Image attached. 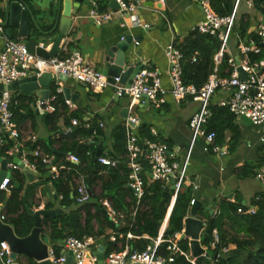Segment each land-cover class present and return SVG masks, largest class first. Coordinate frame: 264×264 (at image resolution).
<instances>
[{
    "label": "built area",
    "instance_id": "1",
    "mask_svg": "<svg viewBox=\"0 0 264 264\" xmlns=\"http://www.w3.org/2000/svg\"><path fill=\"white\" fill-rule=\"evenodd\" d=\"M115 1L118 4V8L99 12L98 0H89L91 8L88 16L97 23H101L109 21L115 14L120 13L130 17L133 23H140L138 17L134 14L139 5L138 1ZM198 1L203 8L204 16L191 29H196L202 34L216 36L220 42L219 49L214 55V70L201 87H196L194 84H187L183 81V55L179 49L173 46H169L165 52L169 62L168 74L170 79V87L166 89L163 87L160 73L156 69L141 68L131 80L129 86H125L120 83L119 76L113 77V82H111L106 73L86 60L77 49H73L64 56L44 58L31 53L24 39L4 36L0 52V83L5 87L0 91V147L5 145L8 139L17 141L21 138V130L15 125L14 113L12 111L15 94L6 87L27 76H39L44 72L52 74L51 82L53 83L49 97L40 103L43 106V110L47 112H54L56 110L54 102L57 100L58 95L63 94V78H71L83 82L95 92H100L106 87L112 86L116 96H126L129 99V109L134 108L136 105L143 106L145 104L158 107L166 102L167 93H170L176 101L190 97L199 104L197 111L189 120V127L192 131V142L198 136H203L206 143L204 149L218 154L226 153V148L214 145V132L206 133L203 128L210 115L209 105L215 93L224 92L227 94V96L220 100L219 104L227 106L236 117L240 118L245 115L250 119L252 125H264V57L251 59L252 55H258L264 48V16L254 30V37L242 38L236 30L237 10L242 0H234L231 12L228 15L215 13L211 7V0ZM245 2L248 6L252 7V0H246ZM2 31V27H0V32ZM232 39H234V45L237 48V53L235 54H231L229 51ZM225 55H228L229 75L219 76L217 74L218 65L222 62ZM193 60H195L194 57ZM239 67L247 73L246 79L241 78ZM53 90L54 93H52ZM63 102L68 109H72L74 106L70 99L65 98ZM91 119L92 117H85L83 120L77 116L72 117L71 124L65 126L61 132L63 135L70 134L78 126L91 128L92 136H94L97 134L99 128L104 127V123L102 121L98 122L97 128H95L92 127ZM137 124H140L139 118L129 114L125 121L126 153L124 163L129 170L127 186L132 189L136 199V206L133 209L132 215L134 216L137 210L143 209V206L140 205L144 195L145 174L153 181L174 186L168 206V211H171L176 194L181 189L186 175L188 157L180 163L177 155L171 151L167 143L157 139L141 140L138 132L135 130ZM151 133L154 136L157 135L154 128H151ZM260 142L264 145V131L260 136ZM6 155L2 157L13 158V148L7 150ZM21 156H23L20 158L22 166L28 167L30 170H36L37 164L40 163L54 179L59 178L63 169V166L57 163L54 154L43 153L39 147ZM65 159L74 164H80V159L75 153H67ZM97 162L101 165L116 167L120 163V160L100 155L97 157ZM19 168L20 165L13 162L7 165V169L10 172ZM261 183L264 191V165L262 167ZM10 187L11 176L5 177L0 185V191L9 192ZM72 195L75 203L80 206L91 203L92 199L98 196V202L104 213L115 224H118L124 217L123 212L113 207L111 198L103 195V189L100 184H91L88 180V174L84 170L76 171L72 177ZM195 203L196 199L192 196L190 208ZM0 204V218L5 221L7 217L5 205L4 203ZM90 209L94 210L92 205H90ZM216 210L217 208L213 209V213H216ZM253 211V207L247 210V212L251 213ZM84 214L82 210V215ZM187 215H189V212ZM165 228V222L163 221L157 238L152 239L144 250H134L128 244H125L121 250L111 251L104 256L103 264H171L176 254L185 256L194 264L197 259L191 253L181 250L178 245V240L184 231V227L180 232H175L168 239L163 238ZM213 235L214 242H218L216 230L213 231ZM123 237L132 239L136 236L131 232H127L125 235L122 233L116 235L115 232L111 231L109 238L111 241H116ZM162 242L168 243L169 256L157 254L158 246ZM97 244L96 238L92 236L83 238L69 236L60 243L61 249L58 256H56L50 242L48 258L54 264H61L64 262L66 256L71 253L73 257L72 264H87L88 259H90V264H97ZM118 245L120 246L121 242H118ZM205 255L206 252L203 254V257ZM16 263L8 243L0 241V264Z\"/></svg>",
    "mask_w": 264,
    "mask_h": 264
},
{
    "label": "crops",
    "instance_id": "2",
    "mask_svg": "<svg viewBox=\"0 0 264 264\" xmlns=\"http://www.w3.org/2000/svg\"><path fill=\"white\" fill-rule=\"evenodd\" d=\"M21 1L28 5L32 15L36 17L41 30L48 32V30L52 28L53 16L57 7L56 0ZM245 1L246 0H242L239 4L238 9L240 16L239 14L238 16L240 19L242 18L243 21L248 22L246 24V31L249 35L250 33H254L256 26L262 21L264 14L256 8L254 3L252 7H250ZM4 3L5 0H2L0 3L2 14ZM162 3V8L157 9L155 7L144 6L143 3L140 2L134 13L138 17L140 23L135 24L131 21L130 17L120 13L115 14L109 21L97 23L88 16L91 8L90 2H86V0L81 3L73 1L72 12L75 11V14L72 15V23L68 29L67 35H64L59 43L56 56H64L73 49H77L86 60L106 73V69L103 65L106 50L119 42L124 36L131 35L137 38L136 40H132L125 53V57L129 60L128 65L142 64L143 68L156 69L160 73L163 87L169 89V62L165 53L166 49L169 46L179 49L176 44L189 34L190 30H192L191 28L199 23L204 15L203 8L198 0H162ZM233 3L234 0H231L230 4H223L221 7L217 8L214 4V0H211V7L213 11L219 15H228L231 12ZM110 9L115 8L108 5V9L104 11ZM2 14H0V18L3 16ZM2 30L4 31L3 28ZM31 30L34 36L41 37L33 24ZM3 31L0 34V52L5 36ZM58 34L59 29L57 26L52 34L44 36L45 40L41 45H43L46 51H49L53 45L51 37L57 36ZM67 37L72 39V44L70 48L64 49V43ZM229 51L231 54L237 53L234 39L230 42ZM62 80L64 86L71 87L72 89L71 93L74 95V101L72 102L74 106L72 109L66 107V110L63 109L57 114L58 118L55 124L58 129L54 132L51 130L50 125H47L44 120V114L52 112L44 111L41 104L40 107L37 106V95H29L24 103L28 106L32 114L35 115L37 111H39V113L35 115V124H33L31 117H27L20 121L18 120V122L14 120L15 125L21 130V138L18 139V145H21V150L14 146L13 157L18 153L25 155L26 152L33 150L23 146L25 142H42L51 136L54 137L57 132L59 133L66 126L65 119L71 113L76 114L81 120L85 117H92V127L95 128H97V123L102 121L104 127L98 130L103 131L104 136H101L99 146H101L102 150L109 151L113 146L112 133L114 129L119 124L125 123L126 121L121 116V111L123 107H127L128 115L131 114L136 116L139 118L140 124H148L151 128L156 130L157 135H152L153 138L149 140L157 139L167 143L171 151L177 155V159L180 163L188 157L185 171L186 175L181 187L192 186L193 196L197 198L196 201H200L202 204L200 207L201 209L199 208L200 210L209 211L210 214V210L213 211V209L217 207V202L222 198L234 201L239 197L242 199L243 203L249 205L254 195L259 191H263L261 183L263 166L257 169V174L255 176L246 178L238 177V169L245 163L255 164L259 159L261 149L264 147L260 142V136L263 134L264 125L255 126L252 125V123H244L240 118L235 116V122L239 127L241 139L235 146H231L228 141L231 134L227 131L225 134V143L217 145L225 147L227 152L218 154L211 150L206 151L204 149L206 143L203 136H198L192 142V131L189 127V120L197 111L199 104L190 97L176 101L170 93H167L166 102L158 107L145 104L143 106L136 105L134 108L129 109V99L126 96H116L112 86H108L100 92H95L83 82L71 78H63ZM52 86L53 83L51 82V89ZM18 92V90H15L14 94ZM21 95L23 94H19V96ZM61 95L64 101L65 97L63 94ZM225 96H227V94L224 92L215 93L210 104L220 105V100ZM16 104H20V100H17ZM25 110L26 109H22L21 112L25 113ZM140 124L135 126L137 132ZM89 139L90 137L82 138V141ZM66 154H63L61 158L54 155L57 163L63 166L62 170L69 171L71 165L66 163L72 162L65 159ZM73 165L76 167L74 168L73 166L75 170L71 173V196L72 177L76 171L80 170L87 171V174L91 178V180L89 178L91 184L99 183L103 189L102 180L99 177L102 176L106 178L111 166L101 165L98 162L91 166H89L88 163L81 164V162L80 164L73 163ZM14 172H20L24 175L22 193L26 194V201L31 205L30 208L46 209L48 203L54 206L50 209L60 208L58 200L55 199L57 195L55 189L56 179L51 177L50 173L42 164H37L36 170H30L28 167L21 165L19 169L11 171V176ZM5 193L6 196H8L10 191ZM94 198L98 200L99 197L95 196ZM0 203H3V201ZM168 212L167 210L163 220L165 222V227L170 215ZM196 217L205 222V218L201 214L197 213ZM6 220L7 217L5 221ZM45 230L46 227L43 225V236L48 235ZM106 233H111V230L106 229ZM100 245L101 244L98 243L96 248ZM189 253H191L190 250ZM14 258L18 264L30 263L29 258L21 254L14 256ZM87 264H90V259L87 260Z\"/></svg>",
    "mask_w": 264,
    "mask_h": 264
},
{
    "label": "trees",
    "instance_id": "3",
    "mask_svg": "<svg viewBox=\"0 0 264 264\" xmlns=\"http://www.w3.org/2000/svg\"><path fill=\"white\" fill-rule=\"evenodd\" d=\"M2 0H0L1 3ZM110 0H98V10L104 11L108 9ZM231 0H214V4L221 7L223 4H230ZM256 8L264 14V0H253ZM216 8V9H217ZM218 10V9H217ZM230 12V11H229ZM0 14L1 10H0ZM242 18L237 19L236 30L242 38L254 37L253 33L247 34L246 24ZM72 39L67 37L64 43V49L70 48ZM183 55V81L187 84H194L201 87L213 72L215 67L214 55L219 49L220 42L216 36L202 34L196 29L190 30L189 34L176 44ZM193 57L195 60H193ZM264 57V48L262 51L251 59H259ZM228 55H225L222 62L218 65L217 74L219 76L229 75ZM54 93V90L53 92ZM28 96L14 95L12 103V111L14 120L32 118L35 124V115L39 111L32 114L28 106L24 103ZM20 100V104L16 101ZM56 110L52 113L44 114V120L50 125L52 131L56 132L58 127L55 121L61 110L66 106L63 102L62 95L57 96L54 102ZM26 109L25 113L21 110ZM210 115L208 116L203 128L206 133L214 132V145H222L225 143L226 132L229 131L231 136L229 143L235 146L241 139L239 127L235 122V115L227 106L210 104ZM59 111V112H58ZM77 115L71 113L65 119L66 126L71 124V118ZM151 126L148 124H140L138 126V134L141 140L151 139ZM58 134V137H57ZM103 131L97 130V134L92 136L91 128L75 127L70 134L63 135L60 131L54 137H49L42 142H25L23 146L29 149L39 147L44 153H52L57 157H62L66 153H75L81 164L88 163L89 166L97 162L96 152ZM90 137V141H82V138ZM113 146L111 150L101 151L100 155H106L112 159H119L120 163L116 167H111L107 177L100 176L103 184V195L111 198L113 207L124 213L123 219L118 224L113 223L104 213L101 205L96 198L92 202L85 205H77L71 196V173L76 167L73 163L69 171L61 170L59 178L55 180V189L58 205L62 208V212L54 217H47L42 220L46 227L47 234L50 237L51 245L54 248L56 256L60 252V243L69 236L83 238L87 236L95 237L97 242L104 246V256L111 251L121 250L125 244L132 249L142 251L151 242L157 238L160 226L166 216L168 206L173 194L172 190L165 191L166 184L153 181L144 175V195L141 199V205L145 208L137 210L132 215L136 206V199L133 191L127 186L128 168L124 163L126 153V135L125 123L119 124L112 133ZM17 146L18 140L8 139L5 145L0 147V156H7L6 151ZM32 159V157L30 156ZM264 165V147L261 149V155L257 162L245 163L238 169V177L246 178L255 176L257 169ZM74 166V168H73ZM40 168V166H39ZM87 172V171H86ZM97 172V170H96ZM88 175V180H89ZM91 180V178H90ZM24 175L20 172H14L11 176L10 194L6 196L4 191H0V202L3 201L7 214L6 222L11 224L18 236L27 235L33 226V217L29 212L31 205L26 201V194L23 191ZM61 195V197H59ZM193 196L192 186H183L177 192L174 204L170 211L168 223L163 232V238L168 239L175 232H180L184 227V218L190 210V199ZM197 200V198L195 197ZM90 205L94 210L90 209ZM53 204L48 203L47 208H53ZM253 207L254 211L247 212ZM216 213L209 214V211L200 210L197 212L205 218V229L201 236V245L206 249V255L202 262L195 261L194 264H264V191L257 192L250 204H245L242 199L237 197L234 201L222 198L217 202ZM82 210L84 215H82ZM106 229L126 234L131 232L136 237L132 239L110 240V233H106ZM217 231L218 242H214L213 231ZM121 242V245H118ZM213 243V244H212ZM167 242H162L157 249V254L169 256L170 251L167 249ZM181 250L189 252V240L183 238L178 240ZM29 264L36 262L29 258ZM171 264H193L185 256L174 255Z\"/></svg>",
    "mask_w": 264,
    "mask_h": 264
},
{
    "label": "water",
    "instance_id": "4",
    "mask_svg": "<svg viewBox=\"0 0 264 264\" xmlns=\"http://www.w3.org/2000/svg\"><path fill=\"white\" fill-rule=\"evenodd\" d=\"M73 1L81 3L85 0H56V12L53 16L52 28L48 32L42 31L38 25L36 17L32 15L31 10L28 5L21 0H5L3 16L0 18V27L4 29V34L10 38H22L26 41V46L28 50L36 55L42 56L44 58L54 57L57 54V49L61 39L64 35H67L68 29L72 23V12ZM139 3L142 2L144 6L155 7L157 9L162 8V0H136ZM89 2V0H86ZM109 6L112 8H118V4L115 0L109 1ZM32 24L35 29L40 33L41 37L34 36L31 30ZM59 29V34L57 36H52L53 45L49 51H46L43 47L42 42L45 40L46 35L52 34L55 29ZM2 32H0L1 34ZM137 37H132L131 35L124 36L119 42L110 46L104 55L103 65L106 69V74L109 80L113 82V77L119 76L120 83L129 86L131 80L143 68L142 64L128 65V58L125 57V53L128 49L129 44L132 40H136ZM240 76L242 79L247 78V73L239 67ZM52 81V74L50 72H44L39 76L30 75L23 79L13 82L6 88L12 92L18 90L16 95H37V106L40 107L41 101L46 100L50 93L51 87L50 83ZM5 87L0 83V91ZM71 87H63V95L65 98L74 101V95L71 93ZM121 116L126 120L128 116V108L123 107L121 111ZM241 121L244 123H251L250 119L245 115L240 117ZM99 145V142H96ZM101 146L98 147L96 156L101 153ZM21 153H18L15 157L3 158L0 157V185L5 177H10L11 172L7 169V165L10 162L22 165ZM30 176V174H29ZM130 188V187H129ZM131 189V188H130ZM174 189L173 185L166 186L165 191ZM73 196V195H72ZM202 206L200 201H196L194 205L191 206L189 215L184 218V231L180 239L188 238L189 248L191 255L197 259V261L202 262L203 254L206 249L201 245V236L205 229V223L200 218L196 217L199 208ZM1 209V204H0ZM33 217V226L30 232L25 236H18L15 233L13 226L0 218V241H6L12 251V256L24 255L28 258L33 259L36 264H54L48 258V247L50 245V237L48 235L43 236V225L42 220L47 217H54L58 213L62 212L61 208L54 209H28ZM170 211L168 212V214ZM213 211L210 210V214ZM104 246L100 245L97 248L96 257L97 264H103L104 259ZM73 257L69 253L64 262L61 264H72Z\"/></svg>",
    "mask_w": 264,
    "mask_h": 264
},
{
    "label": "rangeland",
    "instance_id": "5",
    "mask_svg": "<svg viewBox=\"0 0 264 264\" xmlns=\"http://www.w3.org/2000/svg\"><path fill=\"white\" fill-rule=\"evenodd\" d=\"M238 14H239V9L237 10V17H238V19H239L240 14H239V16H238ZM144 208H145V207H144Z\"/></svg>",
    "mask_w": 264,
    "mask_h": 264
}]
</instances>
